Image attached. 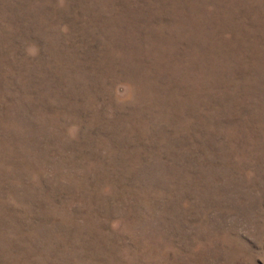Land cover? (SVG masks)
I'll use <instances>...</instances> for the list:
<instances>
[{
    "label": "rangeland",
    "instance_id": "obj_1",
    "mask_svg": "<svg viewBox=\"0 0 264 264\" xmlns=\"http://www.w3.org/2000/svg\"><path fill=\"white\" fill-rule=\"evenodd\" d=\"M0 264H264V0H0Z\"/></svg>",
    "mask_w": 264,
    "mask_h": 264
}]
</instances>
